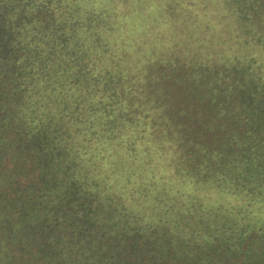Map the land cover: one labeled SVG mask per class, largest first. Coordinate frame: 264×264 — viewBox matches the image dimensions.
<instances>
[{"label":"trees","instance_id":"16d2710c","mask_svg":"<svg viewBox=\"0 0 264 264\" xmlns=\"http://www.w3.org/2000/svg\"><path fill=\"white\" fill-rule=\"evenodd\" d=\"M0 264H264V0H0Z\"/></svg>","mask_w":264,"mask_h":264}]
</instances>
